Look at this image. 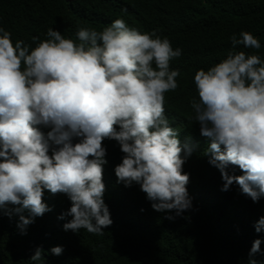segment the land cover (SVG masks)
<instances>
[{"label": "clouds", "instance_id": "obj_1", "mask_svg": "<svg viewBox=\"0 0 264 264\" xmlns=\"http://www.w3.org/2000/svg\"><path fill=\"white\" fill-rule=\"evenodd\" d=\"M45 36L29 49L0 28V215H16L24 234L33 217L50 210L43 192L62 193L70 202L57 217H70L62 230L101 234L112 223L102 199L105 139L122 153L113 168L117 183L138 185L150 208L169 221L189 210L181 166L193 146L178 140L163 108L164 93L177 87L178 71L169 64L181 50L121 18L99 31L81 27L75 39L52 28ZM229 40L233 47H261L243 30ZM192 80L196 98L189 106L208 141L204 154L219 172L220 190L234 183L257 202L264 198V60L230 49ZM229 166L241 174H229ZM253 230L264 233V216ZM260 244L251 241L246 264H264L255 258ZM48 251L59 255L62 246ZM41 255L36 247L28 260L41 264Z\"/></svg>", "mask_w": 264, "mask_h": 264}, {"label": "trees", "instance_id": "obj_2", "mask_svg": "<svg viewBox=\"0 0 264 264\" xmlns=\"http://www.w3.org/2000/svg\"><path fill=\"white\" fill-rule=\"evenodd\" d=\"M116 18L138 31L167 37L173 49L181 50L169 64L178 71L177 87L164 93L163 108L178 140L193 146L181 166L188 174L191 208L169 221L150 208L138 185L117 183L113 168L122 153L115 141L105 139L102 199L112 223L101 234L62 230L70 217H57L70 202L62 193L45 190L41 199L50 210L33 217L24 234L16 228V215H0V264H36L28 260L36 247L42 250L41 264H246L255 238L261 240L262 253L255 258L264 261V233L253 230L264 216V198L253 203L234 183L220 190L219 172L204 154L208 141L199 134L189 106L196 98L192 77L197 69L206 70L230 49L257 53L264 60V0H0V28L29 49L46 39L49 28L75 39L79 28L99 31ZM241 30L261 47H233L229 36ZM226 172L241 174L235 166ZM53 246H62V252L52 255L48 249Z\"/></svg>", "mask_w": 264, "mask_h": 264}]
</instances>
